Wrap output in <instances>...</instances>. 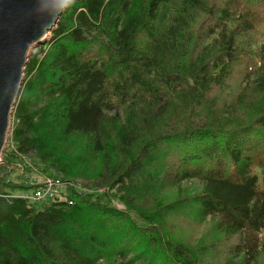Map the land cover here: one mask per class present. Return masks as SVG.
<instances>
[{"label": "trees", "instance_id": "1", "mask_svg": "<svg viewBox=\"0 0 264 264\" xmlns=\"http://www.w3.org/2000/svg\"><path fill=\"white\" fill-rule=\"evenodd\" d=\"M242 62L259 68L219 106ZM11 119L0 264H201L203 243L164 227L178 214L215 219L242 264L264 254V0H73L29 54ZM15 160L65 194L13 195L36 186L5 181Z\"/></svg>", "mask_w": 264, "mask_h": 264}, {"label": "water", "instance_id": "2", "mask_svg": "<svg viewBox=\"0 0 264 264\" xmlns=\"http://www.w3.org/2000/svg\"><path fill=\"white\" fill-rule=\"evenodd\" d=\"M73 0H0V156L31 49L43 44Z\"/></svg>", "mask_w": 264, "mask_h": 264}, {"label": "rangeland", "instance_id": "3", "mask_svg": "<svg viewBox=\"0 0 264 264\" xmlns=\"http://www.w3.org/2000/svg\"><path fill=\"white\" fill-rule=\"evenodd\" d=\"M194 34L198 33V28H194ZM260 32V27L258 26L252 37L255 39ZM50 33L47 35L46 42L49 39ZM139 37V42H143V37ZM44 44V43H43ZM41 44V45H43ZM39 46V45H38ZM37 47L31 49L30 53L33 55L37 52ZM253 68L258 65L254 62H242L236 63L233 67L232 73L229 79L226 81L224 86L215 87L213 89V95L215 96L217 103L219 106L224 104L233 103L237 93L239 92L243 78L251 71V67ZM10 130L12 126V119L10 121ZM9 138V137H8ZM7 138V140H8ZM7 143V142H6ZM8 147V144L5 147ZM11 146V145H10ZM4 147V151L7 148ZM171 156V163L176 161V154L171 149L169 150ZM0 163L1 158H0ZM51 171V170H50ZM5 181H9V184L13 186V188L18 189V187H14L17 185H39L43 182L44 178H47L39 168H30L29 171H26L22 168L21 162L19 160H15L14 166L12 170L10 168L6 171ZM194 188H197V184L195 183ZM31 193L32 189L25 190L23 193ZM66 186L63 184H58V193L65 194ZM167 196H170V191L167 190ZM12 194L16 196L22 195V191H13ZM162 195V194H161ZM48 202V201H46ZM148 204V203H146ZM116 207H120L118 203H114ZM215 219L206 218V219H196L193 214H178V215H169L164 219V227L171 235L172 238L179 240L190 247L198 248L196 245L200 242L203 243L199 250H202V263L201 264H242L241 258L238 256H232L229 254L228 247L229 245L234 243L233 239L224 238V236L215 229ZM256 264H264V254L259 257Z\"/></svg>", "mask_w": 264, "mask_h": 264}, {"label": "built area", "instance_id": "4", "mask_svg": "<svg viewBox=\"0 0 264 264\" xmlns=\"http://www.w3.org/2000/svg\"><path fill=\"white\" fill-rule=\"evenodd\" d=\"M58 184L60 183L49 178H44L43 182L36 185L31 193H22L18 197L25 199L29 204L52 201L61 197L58 193Z\"/></svg>", "mask_w": 264, "mask_h": 264}, {"label": "bare ground", "instance_id": "5", "mask_svg": "<svg viewBox=\"0 0 264 264\" xmlns=\"http://www.w3.org/2000/svg\"><path fill=\"white\" fill-rule=\"evenodd\" d=\"M47 37V36H46Z\"/></svg>", "mask_w": 264, "mask_h": 264}]
</instances>
